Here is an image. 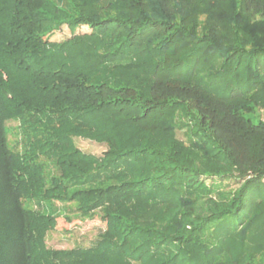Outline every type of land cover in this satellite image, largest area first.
<instances>
[{"label":"trees","instance_id":"1","mask_svg":"<svg viewBox=\"0 0 264 264\" xmlns=\"http://www.w3.org/2000/svg\"><path fill=\"white\" fill-rule=\"evenodd\" d=\"M262 108L264 0H0V264L250 261ZM63 209L106 227L51 248Z\"/></svg>","mask_w":264,"mask_h":264},{"label":"rangeland","instance_id":"2","mask_svg":"<svg viewBox=\"0 0 264 264\" xmlns=\"http://www.w3.org/2000/svg\"><path fill=\"white\" fill-rule=\"evenodd\" d=\"M89 30V27L82 26L80 30ZM71 31L63 25V29L56 32L53 39L62 40L70 37ZM258 114L260 118L264 120V108L260 109ZM254 121H258V118L254 115L249 114ZM9 129V139L10 144H14L18 141L20 137L19 122L17 120H11L8 122ZM186 127L177 129V135L179 138L187 142L188 133ZM76 144L86 152L94 153L96 155H102L106 150L107 145L104 143H98L90 139L77 137L75 139ZM214 183H218L220 179L214 178ZM208 183H212V179H207ZM224 184L229 185L231 189H235L239 182L232 178H226L223 181ZM59 208L64 207L60 202L57 201ZM28 207H33L36 209L35 203L26 201ZM106 223L102 221L98 216L93 219H81L77 217L74 213L68 210H61L59 216L56 218L55 228L49 231L46 241L48 246L54 249H64L72 248L78 242H82L85 245H88L90 240L96 237V235L105 229ZM241 264H264V248L260 253L252 258L250 261H244Z\"/></svg>","mask_w":264,"mask_h":264}]
</instances>
